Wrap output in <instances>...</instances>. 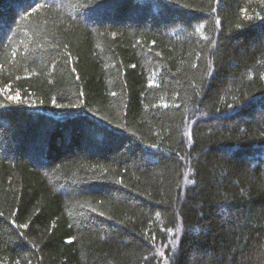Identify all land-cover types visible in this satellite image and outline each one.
Wrapping results in <instances>:
<instances>
[{
    "label": "trees",
    "instance_id": "obj_1",
    "mask_svg": "<svg viewBox=\"0 0 264 264\" xmlns=\"http://www.w3.org/2000/svg\"><path fill=\"white\" fill-rule=\"evenodd\" d=\"M0 90V264H264V0H0Z\"/></svg>",
    "mask_w": 264,
    "mask_h": 264
},
{
    "label": "snow or ice",
    "instance_id": "obj_2",
    "mask_svg": "<svg viewBox=\"0 0 264 264\" xmlns=\"http://www.w3.org/2000/svg\"><path fill=\"white\" fill-rule=\"evenodd\" d=\"M37 6L38 7H43V5H37ZM32 11L35 12L36 11V8H33ZM0 91H2V90H0ZM7 99L8 100H18L19 99V94L17 93V95H15V96L9 95L7 97ZM3 106L4 105H0V107H3ZM189 182H191V181H189ZM19 227H27V225H20Z\"/></svg>",
    "mask_w": 264,
    "mask_h": 264
}]
</instances>
